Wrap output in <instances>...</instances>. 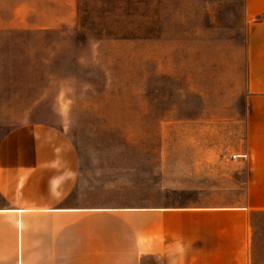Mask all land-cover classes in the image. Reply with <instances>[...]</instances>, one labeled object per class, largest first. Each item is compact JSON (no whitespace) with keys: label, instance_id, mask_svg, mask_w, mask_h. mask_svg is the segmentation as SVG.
<instances>
[{"label":"crops","instance_id":"crops-1","mask_svg":"<svg viewBox=\"0 0 264 264\" xmlns=\"http://www.w3.org/2000/svg\"><path fill=\"white\" fill-rule=\"evenodd\" d=\"M245 7L244 87L226 116L237 121L245 108L244 146L231 151L238 158L188 164L185 185L162 186L153 203L130 205L125 194L83 191L76 144L38 121V102L24 93L32 87V44L64 39L78 0H0V121L26 122L0 138V264H259L264 0Z\"/></svg>","mask_w":264,"mask_h":264},{"label":"rangeland","instance_id":"rangeland-1","mask_svg":"<svg viewBox=\"0 0 264 264\" xmlns=\"http://www.w3.org/2000/svg\"><path fill=\"white\" fill-rule=\"evenodd\" d=\"M65 33L32 44L24 93L38 121L76 144L84 192L150 204L162 186L185 185L188 164L238 158L245 108L226 116L244 87L245 0H78ZM22 123L0 121V138Z\"/></svg>","mask_w":264,"mask_h":264},{"label":"built area","instance_id":"built-area-1","mask_svg":"<svg viewBox=\"0 0 264 264\" xmlns=\"http://www.w3.org/2000/svg\"><path fill=\"white\" fill-rule=\"evenodd\" d=\"M242 157H244V158H245V157H246V155L244 154V155H242Z\"/></svg>","mask_w":264,"mask_h":264}]
</instances>
